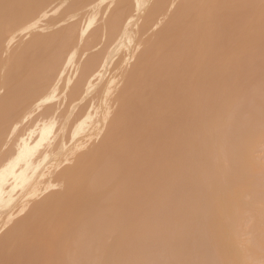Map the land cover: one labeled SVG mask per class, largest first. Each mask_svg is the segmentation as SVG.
Returning a JSON list of instances; mask_svg holds the SVG:
<instances>
[{
	"label": "bare ground",
	"instance_id": "obj_1",
	"mask_svg": "<svg viewBox=\"0 0 264 264\" xmlns=\"http://www.w3.org/2000/svg\"><path fill=\"white\" fill-rule=\"evenodd\" d=\"M253 44L264 0H0V264H264Z\"/></svg>",
	"mask_w": 264,
	"mask_h": 264
},
{
	"label": "rangeland",
	"instance_id": "obj_2",
	"mask_svg": "<svg viewBox=\"0 0 264 264\" xmlns=\"http://www.w3.org/2000/svg\"><path fill=\"white\" fill-rule=\"evenodd\" d=\"M149 37H150V36H149ZM149 37H147V38H149ZM257 44H258V43H257ZM259 44H260V43H259ZM253 45L256 46V44H253ZM254 46H253V48H254ZM256 47H257V50H258V51H259V49H261V50L264 49V47H263V49H262V48H259V49H258V46H256ZM261 47H262V46H261ZM15 48H16V47H15ZM253 48H252V50H253V53H254L255 49H253ZM252 50H251V51H252ZM257 50H256V54H255V53H254V54L257 55L258 57H257V56H256V57L259 59V57H261V56H262V53L264 54V52H263V51H259V53H258ZM261 52H262V53H261ZM250 53H252V52H250ZM255 55H253V57H255ZM250 56H252V54H251ZM250 56L248 57V59H249L248 62H249L250 65L252 64L253 67L251 66V68H250L249 65H248V63H247V65H248V67L252 70V68H254L255 65H254V63H253L252 60L250 61ZM263 56H264V55H263ZM257 58H256V59H257ZM251 59H253V58L251 57ZM254 60H255V59H254ZM254 62H255V64H256V61H254ZM245 66H246V65H245ZM246 67H247V66H246ZM246 67H244V69H245ZM248 67H247V68H248ZM247 68H246V70L249 71ZM257 72H258V71H256V72L252 71V74L250 73L251 76L248 77V79L251 78V77L254 75L253 73H256V74H257ZM260 73H261V71H260ZM260 73L257 74V77L254 75V76H255V79L260 77V76H259ZM250 74H249V75H250ZM261 74L263 75L262 77H264V74H263V73H261ZM254 76H253V77H254ZM253 77H252V80H253ZM260 78H261V77H260ZM245 79H246V78H245ZM245 79H244V80H245ZM261 79H262V80H261ZM261 79H260V80L258 79L259 82H260V85L263 84V80H264V78H261ZM246 80H247V79H246ZM258 80H256L255 83H256V82L259 83ZM248 81H249V80L244 81L243 86L248 87L247 85H244V84H248ZM253 81H254V80H253ZM246 82H247V83H246ZM250 82H251V80H250ZM261 83H262V84H261ZM251 84H252V85H251ZM249 85H250L249 87L253 86V88H254V86H255V88H258V89H259V87H256L257 85H256V84L254 85V83H249ZM260 85L258 84V86H260ZM246 87H243V90L245 89V91H246ZM253 88H252V89H253ZM255 88H254V89H255ZM258 89H257V91H256V89L253 91V90H251V89L249 88L246 92L249 93L250 91H253V93L250 92L249 94H247V93H245V91H244L243 93H245V94H244L245 96H246V95L249 96V95H251V94H253V95H251V96H254V94H255L254 92L256 91V93H257V92H258ZM249 90H250V91H249ZM259 93H260V91H259ZM258 95H262V91H261V94H258ZM251 96H249V97H251ZM255 96H257V94H255ZM236 97H237V96H236ZM246 97H247V96H246ZM234 98H235V97H234ZM237 99H238V98H237ZM243 105H244V104H242V106L240 107V108L243 107L242 110H241L240 108H238V107L240 106V104H239V106H238V104L235 105V107L238 106V107L235 108V109H237V111L239 110L240 112L242 111L241 113H243L244 108H245L246 105H247L246 110H247L248 108H250V110H251L252 105H251V106L248 105V104H245V106H243ZM101 110H102V109H101ZM246 110H245V111H246ZM245 111H244L243 114L246 115V116H248V115H247V111H246V113H245ZM107 123H110V119L108 120ZM106 126H107V124H106ZM104 131H105V132H104ZM102 132H104V133H103V135H104V134L106 133V129H104L103 131L99 132V134H98V132H97V134L100 136V135H102V134H101ZM103 135H102L101 137H103ZM99 136H98L97 138H99ZM94 138H96V135H95V136L93 137V139H92L93 145L95 144L94 141H93V140H95ZM97 140H100V139H97ZM97 140H96V141H97ZM101 141H102V140H101ZM92 142L90 143V146H89V147L92 146V145H91ZM98 142H99V141H98ZM98 142H96V143H98ZM100 143H101V142H100ZM262 155L264 156V154H262ZM128 171H129V170H127V172H128ZM46 195H47V194H46ZM44 196H45V195H44ZM31 199H32V200H31ZM31 199H30L31 201H30V200L28 201L29 205L31 206V209H30V210H28L29 207L27 208V210H28L29 212H28V211H27L26 213L24 212V213L22 214V216H20V217L18 216V218H16V219L14 220V222L12 221L13 223H10L9 225H7V226L5 227L6 229L4 228L5 230L2 228V226L4 225L6 219H5V220L2 219V221H1V219H0V223L2 224V225L0 224V226H1V228H0V231H1V232H0V233H1V234H0V237H1V236L4 237V235L7 234V233L9 234V232H7V231H8L10 228H14V227L16 226L14 223L18 224V223L20 222V221H18L19 219H21V218H23V217H26V216L31 212V210L33 209L32 206H33V207L35 206L36 201H37V200H38V201H41V200L44 199V197H43V194H42V196H40L39 198H37V199L34 198L35 201H33V200H34L33 198H31ZM32 201H33V202H32ZM38 201H37V202H38ZM30 202H31V203H30ZM32 204H34V205H32ZM164 206H165V203H164L163 205L161 204V208H160V210L164 209V208H162V207H164ZM162 213H163V210H162ZM159 214H161V213H159ZM25 215H26V216H25ZM159 216H160V215H159ZM0 218H3V217H0ZM21 220H23V219H21ZM17 221H18V222H17ZM3 222H4V223H3ZM9 227H10V228H9ZM10 230H11V229H10ZM6 232H7V233H6ZM161 235H162V234H160L159 236H161ZM6 236H7V235H5V237H6ZM3 237H1V239H0L1 241L5 238V237H4V238H3ZM157 237H158V236H156V239H158ZM163 237H164V235H163ZM160 239H162V238L160 237ZM165 239H166V238H165ZM153 240H154V238H153L152 240H150L151 242H150V241H144L146 244L143 242V245H142V242H141V244H140V249L142 248L141 246H143V247L146 246V248H147V252H150V251H152V249H153V250H154V251H153V255H152V252L150 253V255H151V256L157 255V257H158L159 254L161 255V254L163 253V251H161V250H163V248H162L161 250H159V248H160L161 246L158 247V249H157V247H156V249H157V250H156V249H155V246H156V245H157V246L159 245V244L157 243L159 239L157 240L156 243H153V242H152ZM162 241L165 242L164 239H162ZM148 242H150V243H148ZM160 243H161V242H160ZM165 243H166V242H165ZM148 244H150V246L153 245L154 248H153V246H152V247L150 248L151 250L148 251V247H147ZM154 244H155V245H154ZM163 244H164V243H162V246H163ZM144 245H145V246H144ZM165 245H166V244H165ZM165 245H164V246H165ZM164 246H163V247H164ZM146 248H144V249H142V250H144V252H145V251H146ZM155 250L157 251V253H158L159 251H161V252H160L159 254H157ZM154 252H155V254H154ZM155 257H156V256H155ZM48 259H52V257H51V258H44L45 264H46V261H47V264H49V260H48ZM39 261H41V259H40ZM42 261H43V260H42ZM44 261H43V264H44ZM38 263H40V262H38ZM41 263H42V262H41ZM162 264H163V263H162ZM167 264H169V263H167Z\"/></svg>",
	"mask_w": 264,
	"mask_h": 264
}]
</instances>
